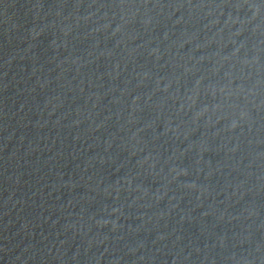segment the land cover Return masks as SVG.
Returning a JSON list of instances; mask_svg holds the SVG:
<instances>
[{
	"label": "water",
	"instance_id": "obj_1",
	"mask_svg": "<svg viewBox=\"0 0 264 264\" xmlns=\"http://www.w3.org/2000/svg\"><path fill=\"white\" fill-rule=\"evenodd\" d=\"M0 264H264V0H0Z\"/></svg>",
	"mask_w": 264,
	"mask_h": 264
}]
</instances>
